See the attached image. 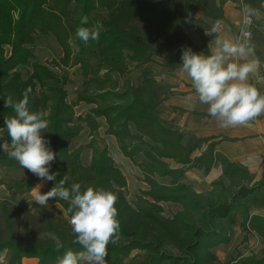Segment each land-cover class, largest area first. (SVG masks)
<instances>
[{"label":"trees","instance_id":"1","mask_svg":"<svg viewBox=\"0 0 264 264\" xmlns=\"http://www.w3.org/2000/svg\"><path fill=\"white\" fill-rule=\"evenodd\" d=\"M243 2L257 9L264 4V0ZM228 3L242 9L241 0H0V136L10 143L4 117L14 113L5 107V97L18 101L31 89L30 110L47 113L49 128L43 135L56 153L50 172L57 174L55 180L46 181L25 169L22 180H0V188L23 196L45 181L47 192L66 176L69 188L80 183L81 191L88 187L113 191L118 197L120 229L116 243L107 246L106 264H217L214 250L229 245L237 228L242 243L251 235L264 241V217L250 213L253 207H264V180L257 182L246 167L217 153L218 142L199 139L164 121L160 109L175 94L161 86L148 68L157 56L167 53L169 71H181V50L195 52L186 31L205 44V30L225 20ZM99 12H106L107 18H96ZM82 16L88 17L87 25H81ZM97 21L103 23L98 41L86 45L76 38L78 27ZM51 34L65 52L62 64L81 71L82 90L75 103L68 102L67 80L34 61L36 37ZM252 45L263 72L264 61ZM131 65L143 69L137 84L128 78ZM22 70L28 71L27 78ZM79 104L93 108L76 117ZM102 120L105 137L115 139L122 155L139 168L147 187L134 205L125 194L127 179L101 136ZM84 126L90 132L89 143L71 151ZM85 150L91 151L88 166L82 163ZM197 152L199 157L194 156ZM218 167L222 175L208 192L197 193L185 182L188 172L209 175ZM0 169L23 168L0 151ZM48 204H60L67 212L70 201L50 199ZM163 205H175L179 211L167 217ZM37 211L36 215L28 212L19 222L16 206L0 199V256L7 254L5 264H22L24 259L56 264L67 250H83L73 242L69 219ZM57 238L63 244L59 251ZM233 264H264V252L238 254Z\"/></svg>","mask_w":264,"mask_h":264},{"label":"clouds","instance_id":"2","mask_svg":"<svg viewBox=\"0 0 264 264\" xmlns=\"http://www.w3.org/2000/svg\"><path fill=\"white\" fill-rule=\"evenodd\" d=\"M243 20L240 34L234 38H224L221 22L217 20L205 35L214 37L209 43V54L195 53L190 48H183L181 71L190 78L191 84L202 105H207L208 114L216 118L221 127L247 125L250 121L264 114V94L248 82L249 75L260 66L254 57L255 49L250 41L248 31L254 20L264 19V14L241 0ZM264 7V5H261ZM81 25H87L88 17L82 16ZM103 30V23L97 21L90 27L80 26L75 36L84 44L98 41ZM68 43L73 45V40ZM14 101L12 96L5 97V107L13 110V115L5 116L7 135L10 143L0 136V151L19 163L41 180L53 181L56 173L50 172L51 164L56 158L50 142L45 139L49 120L45 111H31L29 93ZM188 107L194 108L192 98H186ZM67 177L62 178L49 191L42 193L43 185L32 188V202L48 207L50 199L70 201L66 215L70 214L68 223L75 236L74 243L82 246L81 251L71 249L57 257L56 264H106L107 246L116 243L120 223L115 207L117 195L103 188L88 187L81 191L80 183L66 187ZM55 248L59 251L62 241L57 238Z\"/></svg>","mask_w":264,"mask_h":264},{"label":"rangeland","instance_id":"3","mask_svg":"<svg viewBox=\"0 0 264 264\" xmlns=\"http://www.w3.org/2000/svg\"><path fill=\"white\" fill-rule=\"evenodd\" d=\"M236 5V4H235ZM237 6V5H236ZM238 10H243L238 8ZM262 14H264V9H259ZM108 14L106 12H99L95 14L96 18L99 19H106ZM198 17V16H197ZM253 27L249 28V31L251 32V43L255 45V48L257 52H259L260 56L262 57V60L264 61V19L261 20H254L253 21ZM251 27V26H250ZM234 32L232 34L234 37L239 36L240 31L238 32V26H235ZM186 33L189 35L191 40L194 43L195 46V53H203L206 55L205 47L202 45L200 37L193 33L192 31H186ZM9 51L8 54H10V49L7 48ZM34 54H35V60L39 64L46 65L52 72L58 74L59 76L65 78L67 80V86L66 90L68 92V102L69 103H75L77 100V92L82 90V77H81V71L77 66H64L62 64V61L65 57V52L63 50V47L61 44L57 41V39L54 37V35L49 36H37L35 39V46H34ZM55 63L60 64L59 66ZM150 68L157 81L161 86L166 87L170 90V92L175 93L173 90L176 89L174 87L176 84L183 85L185 84L186 80H189V77L183 73L182 71H177L174 73H171L169 71V55L167 53H161L159 56L155 58V63L148 66ZM264 68V67H263ZM22 68L18 69L21 70ZM131 74H129L128 78L131 80L133 84H137L141 78L143 69L136 68L135 65L130 66ZM264 70V69H263ZM25 78H27L28 71L22 70ZM260 75L262 76V83L261 87L259 88V85H256V88L258 91L261 89H264V71L260 72ZM115 78L119 79L117 75H114ZM254 86V84H252ZM92 106H87L85 104H79L75 107L76 117L80 116H86L90 110L92 109ZM101 136L105 137V121H101ZM106 143L109 147L110 155L113 158V160L116 163V166L122 171L123 175L127 179V188L125 190V194L127 197V200L131 204H135L137 201V197L140 195L141 192L146 191L147 187L142 182V174L139 170V168L130 162L128 159H126L122 153L119 150V146L114 138L112 137H105ZM90 141V132L89 130L84 126V131L80 134L79 137L73 140L71 145V151H74L80 147L86 146ZM197 152L195 155H197ZM194 155V156H195ZM143 159L138 158V162H141ZM91 161V151L85 150L82 155V163L85 166H88ZM171 166L173 168H177V166L174 163H171ZM26 175L25 169H0V180H22ZM205 175V174H204ZM196 177H199V174H195ZM203 176V175H202ZM195 181V180H194ZM43 182V181H42ZM161 183L168 184L169 180H160ZM198 185V181H195ZM41 183V182H40ZM39 183V184H40ZM205 191V190H204ZM44 193L45 191H41ZM0 199L1 200H7L10 203L14 204L16 206V212L19 222H21L24 218V216L31 212L32 214L36 215L37 210H42L45 212V214L52 215L56 218H59L61 220H68V215H66V211L60 204H48V207H42L35 202H32V192L25 194L23 196H18L13 192H8L5 187L0 188ZM165 208V215L167 217H170L171 215L177 213L179 211V208L175 205H163ZM243 244V243H242ZM217 249L214 250L215 254ZM264 251L260 250V252L257 255H261ZM222 257L225 254V252H221ZM245 254L247 257L251 256L254 253V250L250 249V247H243L241 251L234 250L231 253V259L234 260L238 254L242 255ZM7 261V254L3 253L0 256V264H5ZM217 264H231V261H218ZM233 264V262H232Z\"/></svg>","mask_w":264,"mask_h":264},{"label":"crops","instance_id":"4","mask_svg":"<svg viewBox=\"0 0 264 264\" xmlns=\"http://www.w3.org/2000/svg\"><path fill=\"white\" fill-rule=\"evenodd\" d=\"M264 5V4H262ZM264 9V7H262ZM242 11L237 9L234 3H228L225 7V20L221 22L220 35L224 38H234L235 26H238V32L242 24ZM214 37L205 35V50L209 52V43ZM250 59H257L256 55ZM258 60V59H257ZM260 66L258 70L249 75L248 82L250 84L259 85L261 87L262 76L260 75ZM187 75V74H186ZM173 91V97H170L161 107V118L166 122H173L183 132H186L199 139H210L211 142H218L215 147L217 153L223 155L230 162L241 164L246 167L256 178V181L264 180V114L250 121L247 125H238L234 127H221L220 122L210 116L207 111V105H202L198 101L196 93L191 84V80L185 81V84H176ZM262 90V89H261ZM260 92V91H259ZM191 97V102L195 104L194 108L188 107L187 99ZM180 110L185 111L181 113ZM225 139V140H222ZM207 146L202 150L204 152ZM201 153L195 155L199 157ZM199 174L196 177L195 174ZM204 171L194 170L186 174V184L193 186L197 193H205L211 190V184L221 175V169L215 168L209 175H204ZM203 175V176H202ZM198 181V185L195 181ZM43 187L41 191H45L48 183L43 181L40 183ZM205 190V191H204ZM251 216L264 217V207H253L250 211ZM243 235L241 230H235L232 242L227 246L218 247L216 256L221 261H231V253L234 250L241 251L243 247H250L257 255L260 250L264 251V241L256 236H249V241L243 243ZM225 252L222 257L221 252ZM2 255V254H1ZM242 256L245 254L242 253ZM248 257V256H247ZM22 264H40L38 259H24Z\"/></svg>","mask_w":264,"mask_h":264},{"label":"built area","instance_id":"5","mask_svg":"<svg viewBox=\"0 0 264 264\" xmlns=\"http://www.w3.org/2000/svg\"><path fill=\"white\" fill-rule=\"evenodd\" d=\"M251 25H252V24H251ZM248 31H249V29H248ZM249 32H250V31H249ZM250 33H251V32H250ZM251 37H252V36H250V39H251Z\"/></svg>","mask_w":264,"mask_h":264}]
</instances>
